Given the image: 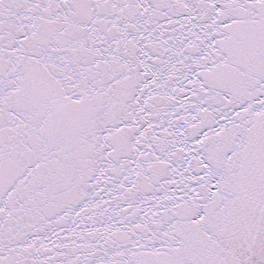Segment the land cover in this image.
Masks as SVG:
<instances>
[{
    "label": "snow or ice",
    "instance_id": "6c2138e0",
    "mask_svg": "<svg viewBox=\"0 0 264 264\" xmlns=\"http://www.w3.org/2000/svg\"><path fill=\"white\" fill-rule=\"evenodd\" d=\"M0 264H264V0H0Z\"/></svg>",
    "mask_w": 264,
    "mask_h": 264
}]
</instances>
